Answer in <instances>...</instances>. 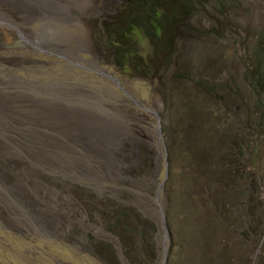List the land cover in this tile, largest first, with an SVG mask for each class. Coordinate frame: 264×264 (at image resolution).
Listing matches in <instances>:
<instances>
[{
    "label": "rangeland",
    "instance_id": "rangeland-1",
    "mask_svg": "<svg viewBox=\"0 0 264 264\" xmlns=\"http://www.w3.org/2000/svg\"><path fill=\"white\" fill-rule=\"evenodd\" d=\"M25 2L0 0V264H264V0Z\"/></svg>",
    "mask_w": 264,
    "mask_h": 264
},
{
    "label": "bare ground",
    "instance_id": "bare-ground-1",
    "mask_svg": "<svg viewBox=\"0 0 264 264\" xmlns=\"http://www.w3.org/2000/svg\"><path fill=\"white\" fill-rule=\"evenodd\" d=\"M21 2V1H20ZM27 2V3H26ZM26 2H25V4L26 5H29V3H35L36 5L38 4V5H48L49 3H48V0H26ZM59 5V4H58ZM26 7H28V6H26ZM37 8V7H36ZM40 8H42V7H40ZM28 11V10H27ZM68 11V10H67ZM35 15V14H34ZM0 23H7V24H9V25H14L7 17H5V16H3V15H1L0 14ZM91 63L94 65V68H95V70L96 71H98V72H100V73H102L104 76H105V78L108 80V82H110V83H116V82H118V79H117V77L115 76V74L113 73V71L111 70V69H108V68H104L98 61H96V60H93V61H91ZM144 122L146 123V124H152L151 123V121L150 120H145L144 119ZM148 126V125H147ZM155 126V125H154ZM153 127V126H152ZM156 128V127H155ZM145 129H147V128H145ZM148 129H151L150 127L148 128ZM160 134V133H159ZM153 135H154V137L159 141V137H158V134L154 131V133H153ZM0 225H1V222H0Z\"/></svg>",
    "mask_w": 264,
    "mask_h": 264
}]
</instances>
